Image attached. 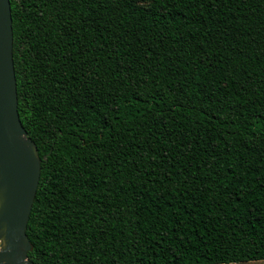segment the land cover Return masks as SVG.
Instances as JSON below:
<instances>
[{
  "label": "trees",
  "instance_id": "trees-1",
  "mask_svg": "<svg viewBox=\"0 0 264 264\" xmlns=\"http://www.w3.org/2000/svg\"><path fill=\"white\" fill-rule=\"evenodd\" d=\"M11 4L30 259L264 260V0Z\"/></svg>",
  "mask_w": 264,
  "mask_h": 264
},
{
  "label": "water",
  "instance_id": "water-1",
  "mask_svg": "<svg viewBox=\"0 0 264 264\" xmlns=\"http://www.w3.org/2000/svg\"><path fill=\"white\" fill-rule=\"evenodd\" d=\"M41 172L37 144L19 112L12 4L0 0V264H36L27 230Z\"/></svg>",
  "mask_w": 264,
  "mask_h": 264
},
{
  "label": "rangeland",
  "instance_id": "rangeland-1",
  "mask_svg": "<svg viewBox=\"0 0 264 264\" xmlns=\"http://www.w3.org/2000/svg\"><path fill=\"white\" fill-rule=\"evenodd\" d=\"M238 264H264V260L240 262Z\"/></svg>",
  "mask_w": 264,
  "mask_h": 264
}]
</instances>
